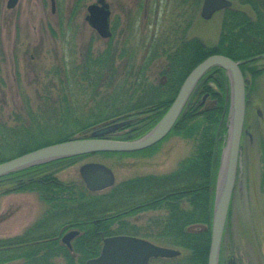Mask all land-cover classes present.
Instances as JSON below:
<instances>
[{"label":"trees","instance_id":"1","mask_svg":"<svg viewBox=\"0 0 264 264\" xmlns=\"http://www.w3.org/2000/svg\"><path fill=\"white\" fill-rule=\"evenodd\" d=\"M82 1H76L73 15L79 12ZM183 1L184 6L193 2L191 7L198 10L203 0ZM237 1L249 9L233 3L222 11L221 33L215 46L196 37L170 41L154 34L143 45V55L138 58V50L130 45V39L122 43L115 41L114 23L113 36L105 49L94 53L89 48L82 61L81 80L93 91L95 107L84 113L79 105L76 107L64 97V101L49 107L50 112L44 108L42 115L31 113L27 121H17L15 126H9L0 117V163L54 143L85 138L99 126L135 114L137 122L119 138L141 137L161 120L189 73L214 54L242 62L245 76L250 72L255 80L263 72L252 63L264 56V0ZM162 56L166 63L160 69L161 78L158 83H150L148 71ZM228 87V76L219 67L212 68L200 80L169 134L193 140L194 150L168 174L138 176L103 192H91L83 181H63L57 176V170L75 164L84 157L80 156L33 166L0 178V196L33 192L48 206L44 217L23 236L26 238L32 233L33 227L41 229V234H44L43 229L52 231L39 238L38 249L12 243L21 237L0 240V264L18 258L25 264H58V258L64 260L61 264H85L100 254L105 237L119 234H143L182 252L177 258L155 259L151 264H208L215 190L228 135ZM53 130L55 138L40 140ZM14 145L18 146L16 150L12 149ZM158 145L139 152L106 154L145 155L154 152ZM55 167L57 169L53 170ZM155 210L165 214L153 218L152 224L144 230L127 220L141 212ZM73 229L80 234L70 250L60 243V237ZM45 240L54 241L49 244L43 242ZM8 243L15 244L14 252L3 250Z\"/></svg>","mask_w":264,"mask_h":264},{"label":"rangeland","instance_id":"2","mask_svg":"<svg viewBox=\"0 0 264 264\" xmlns=\"http://www.w3.org/2000/svg\"><path fill=\"white\" fill-rule=\"evenodd\" d=\"M7 1L0 0V117L9 126H15L17 121H27L31 113L44 114V108L49 111L64 97L76 107L79 105L84 113L95 107L93 91L81 80V66L89 48L98 53L109 40L101 38L86 21L87 6L96 0H83L77 15L72 14L77 0H20L14 9L7 8ZM106 1L111 9L112 27L116 25L115 41L130 39V45L138 50V58L143 55V45L154 34L170 41L196 37L210 46L219 41L222 11L204 20L201 7L193 9L190 1L187 6L183 0ZM233 3L249 9L237 0ZM165 63L162 56L151 65L150 83H158ZM252 65L263 72L255 80L250 72L246 76L250 80L246 114L249 134L243 140L241 166L224 236L225 264L231 256L237 264H264V56ZM47 133L40 140L55 138L54 130ZM193 150V140L172 134L150 154L88 155L57 170V176L63 181L81 182V165L97 162L111 168L119 184L138 176L168 174ZM47 209V204L33 192L1 195L0 238L26 231L44 217ZM164 214L161 210L144 211L127 220L144 230L153 218ZM138 237L167 246L143 234ZM56 263L64 260L58 258Z\"/></svg>","mask_w":264,"mask_h":264},{"label":"water","instance_id":"3","mask_svg":"<svg viewBox=\"0 0 264 264\" xmlns=\"http://www.w3.org/2000/svg\"><path fill=\"white\" fill-rule=\"evenodd\" d=\"M18 0H9L12 8ZM233 5L231 0H203L201 17L209 20L212 16ZM86 21L104 39L112 37L111 10L106 0H97L87 7ZM240 61L214 54L198 64L182 83L173 103L161 120L145 135L135 140L110 138L113 133L131 123L122 120L92 131L88 137L74 138L54 143L0 163V178L33 166L57 160L96 153H131L154 146L162 141L174 128L190 96L200 80L212 68H222L229 79L228 98L230 100L227 117L228 135L222 152L221 164L215 190L211 242L208 264H220L221 249L229 211L238 178L242 159V139L247 109V86L250 80L244 76ZM81 178L89 191L100 192L113 187L116 177L111 168L102 163L88 162L80 167ZM79 234L78 230L66 233L63 241L72 248L71 241ZM181 251L156 244L147 239L132 235L105 237L100 254L85 264H150L153 259L179 257Z\"/></svg>","mask_w":264,"mask_h":264},{"label":"flooded vegetation","instance_id":"4","mask_svg":"<svg viewBox=\"0 0 264 264\" xmlns=\"http://www.w3.org/2000/svg\"><path fill=\"white\" fill-rule=\"evenodd\" d=\"M9 1V0H8ZM8 1H7V8L8 9H14V8H16V6H17V4L19 3V1L20 0H18V2L16 3V5L14 6V7H12V8H9L8 7ZM138 115H134V119L133 120H135V121H133V123L131 124V125H133V124H135L136 122H137V120L135 119L136 117H137ZM126 129H128V131H130L132 128H131V126L130 127H128V128H123V129H120V130H122V131H124V130H126ZM34 225V224H33ZM44 230V234H41L40 232H41V229H37L36 230V228H34L33 227V232L31 233H29V235L25 238L23 235L25 234V232L26 231H24V232H22V233H20V234H17V235H14V236H7V237H4V238H0V240H9V239H13V238H16V237H21V239L20 240H14L12 243H17L16 245H24V246H26L27 245V247H36V249H38V246H39V243H41V241L39 240V238L42 236V235H50L51 233H52V231H51V228H49L48 229V231L46 232L45 230L46 229H43ZM68 231H66V232H64L62 235H61V237H60V243H62L63 245H65L66 247H68L67 245H66V243L63 241V237H64V235L67 233ZM73 240L74 239H72V241H71V244H72V242H73ZM54 240H45V241H43V242H48L49 244H51L52 242H53ZM9 244V246L11 245L10 243H8ZM15 244H13V245H11V247H9V246H6V247H4L3 248V250H6V252L9 250V251H11V252H14L15 250H12L13 248H15L14 246H15ZM19 249H21V248H19ZM223 251V250H222ZM223 257V256H222ZM14 263H16V264H25V262H24V260L23 259H21V258H18V259H14V260H12V261H7V262H4V263H2V264H14ZM222 264H223V262H222ZM226 264H237L236 262H235V258L233 257V256H231L230 257V259L228 260V262L226 263Z\"/></svg>","mask_w":264,"mask_h":264}]
</instances>
